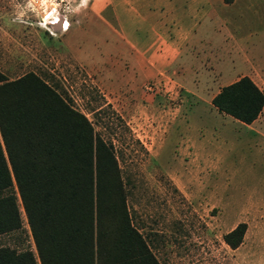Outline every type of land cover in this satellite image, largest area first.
Wrapping results in <instances>:
<instances>
[{
	"label": "rangeland",
	"instance_id": "rangeland-1",
	"mask_svg": "<svg viewBox=\"0 0 264 264\" xmlns=\"http://www.w3.org/2000/svg\"><path fill=\"white\" fill-rule=\"evenodd\" d=\"M92 1L0 0V71L8 79L37 73L112 143L132 223L161 264H264V247L223 240L264 193V148L246 124L211 103L231 78L264 72V34L243 25L237 49L213 33L160 72L118 46ZM58 20L69 29L54 30ZM214 57L209 82L198 81L200 65ZM179 66L182 81L172 71ZM20 211L22 227L0 235V246L36 254L21 204Z\"/></svg>",
	"mask_w": 264,
	"mask_h": 264
},
{
	"label": "trees",
	"instance_id": "trees-1",
	"mask_svg": "<svg viewBox=\"0 0 264 264\" xmlns=\"http://www.w3.org/2000/svg\"><path fill=\"white\" fill-rule=\"evenodd\" d=\"M212 105L244 123L264 106L247 75L221 87ZM114 147L59 88L35 72L0 71V235L22 227L36 254L0 246V264H161L132 223ZM247 229L223 235L236 248Z\"/></svg>",
	"mask_w": 264,
	"mask_h": 264
},
{
	"label": "crops",
	"instance_id": "crops-1",
	"mask_svg": "<svg viewBox=\"0 0 264 264\" xmlns=\"http://www.w3.org/2000/svg\"><path fill=\"white\" fill-rule=\"evenodd\" d=\"M228 8H236L238 15H227L225 10ZM92 10L98 22L111 28L121 49L125 47L135 56L147 57L144 62L166 73L195 43L205 41L213 33H219L226 43L232 41L237 49L238 41L243 38V25H255V32L264 34V0H93ZM215 58L200 65L198 70H204L205 74L198 81L209 82V71L216 70L212 68L215 62L219 64ZM172 71L179 81L183 80L179 76L182 66ZM255 71L264 84L263 70ZM241 76L244 75L231 78L228 84ZM247 76L264 92V85L258 79L250 74ZM244 124L258 135L264 148V106L254 121ZM254 205L249 219L242 221L247 224L242 242L264 247V193L256 198Z\"/></svg>",
	"mask_w": 264,
	"mask_h": 264
},
{
	"label": "bare ground",
	"instance_id": "bare-ground-1",
	"mask_svg": "<svg viewBox=\"0 0 264 264\" xmlns=\"http://www.w3.org/2000/svg\"><path fill=\"white\" fill-rule=\"evenodd\" d=\"M57 22H59V28L62 30V31H65V30H68L69 27H70V23L66 20H58ZM55 22V23H57Z\"/></svg>",
	"mask_w": 264,
	"mask_h": 264
},
{
	"label": "clouds",
	"instance_id": "clouds-1",
	"mask_svg": "<svg viewBox=\"0 0 264 264\" xmlns=\"http://www.w3.org/2000/svg\"><path fill=\"white\" fill-rule=\"evenodd\" d=\"M87 4V0H80V5L79 7H83ZM79 7H77L76 9H74V11H79Z\"/></svg>",
	"mask_w": 264,
	"mask_h": 264
},
{
	"label": "water",
	"instance_id": "water-1",
	"mask_svg": "<svg viewBox=\"0 0 264 264\" xmlns=\"http://www.w3.org/2000/svg\"><path fill=\"white\" fill-rule=\"evenodd\" d=\"M59 22H57V23H52L51 24V26H52V28L54 29V30H59Z\"/></svg>",
	"mask_w": 264,
	"mask_h": 264
}]
</instances>
